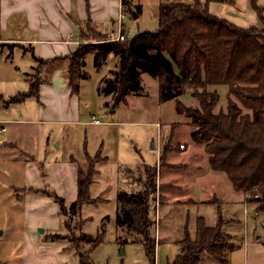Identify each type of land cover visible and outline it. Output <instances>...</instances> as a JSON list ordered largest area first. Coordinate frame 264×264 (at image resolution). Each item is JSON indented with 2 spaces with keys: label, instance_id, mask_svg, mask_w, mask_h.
Here are the masks:
<instances>
[{
  "label": "rangeland",
  "instance_id": "374dc122",
  "mask_svg": "<svg viewBox=\"0 0 264 264\" xmlns=\"http://www.w3.org/2000/svg\"><path fill=\"white\" fill-rule=\"evenodd\" d=\"M129 1L131 5L126 1L122 32L132 40L140 33L157 32L160 5L176 0ZM250 3L251 0H235L234 7L229 8L219 0L206 2L208 8L216 5L228 8L224 9L226 15L216 14L219 18L228 20L230 17L233 24L241 28H260L262 23ZM258 5L264 13V0H258ZM136 12L139 17H135ZM253 17L257 24L249 22ZM95 37L89 40L103 39ZM26 54L16 49L10 59L0 56V61L5 62L0 63V81L4 80L0 87L6 93V100L11 95L29 91L25 75L34 62ZM117 64L114 54L109 55L100 68L95 66L92 53L86 57L87 78L81 81L76 94L83 124L35 123L38 101L29 98L15 105L11 119L30 122L6 124V133H1L0 126V264H31L30 259H34L32 264H58L60 259H64V264H79L77 247L89 252L92 264H150L142 246L120 245L116 208L119 192L142 190L139 181L146 176L144 167L159 164L162 147L167 144L176 150L168 156L167 163L180 168L163 167L156 178L158 188L168 183L174 188L164 192L166 204L162 208L159 209V203L165 201L161 199V191L152 204L153 208L156 206L152 212L158 222L156 236L158 242L161 240L156 264H170L176 259L180 246L175 238H182L185 230L193 237L199 216H203L209 226L217 224L215 204L187 202L199 196L202 200L222 199L223 217L232 220L224 227L232 236L227 264H264V211L258 209L257 203L248 201L243 193L236 192L224 177L210 171L207 153L191 143V128L186 117L177 111L178 103L196 107V99L186 92L179 100L162 102L159 79L144 74L143 96L130 95L125 102L116 105L115 97L102 94L100 88L102 80L111 77ZM66 65L68 61L55 66ZM36 66L38 69L31 73L32 80L42 68L41 64ZM211 89L220 97L215 112L226 111L228 88ZM48 109L55 113L50 105ZM4 116L9 114L4 111L1 117ZM93 119L99 124L84 123ZM153 141L156 149L152 148ZM77 169L85 175L93 173L88 193L90 203L84 204L77 216L70 213L64 216L50 194L64 198L67 206L75 201L78 191L73 179ZM60 174L68 180H59ZM80 231L89 238L102 235L103 240L95 248L78 243ZM55 234L67 239L50 240L49 236ZM197 264L220 262L205 254Z\"/></svg>",
  "mask_w": 264,
  "mask_h": 264
},
{
  "label": "trees",
  "instance_id": "16d2710c",
  "mask_svg": "<svg viewBox=\"0 0 264 264\" xmlns=\"http://www.w3.org/2000/svg\"><path fill=\"white\" fill-rule=\"evenodd\" d=\"M220 1L226 5L235 4V0ZM251 6L262 23L260 28L238 27L211 14L208 5L200 0L190 4L176 0L160 5L157 32L140 33L132 40L126 37L122 42L111 41L109 36L89 29L83 33L87 42L95 36L103 39L81 44L66 57L42 59L34 56L36 65L41 64L42 68L35 80L30 75L29 91L18 93L4 102L12 105L29 98L39 101L40 86L50 81L56 69L62 70L72 93L78 94L81 81L87 78L84 70L86 57L92 53L95 66L100 68L108 56L114 54L118 58L117 68L111 71V77L102 80L101 93L113 95L116 105L125 102L130 95L143 96L146 91L142 80L144 74L159 79L162 102L179 100L190 92L197 106L186 107L178 103L177 111L186 117L191 128V143L201 146L207 153L213 174L224 177L236 192L243 193L248 201L257 203L258 209L264 211V13L258 0H251ZM7 46L10 49L16 47L15 44ZM66 61L68 65L65 67L55 66ZM36 65L33 71L38 69ZM218 86L228 88L226 111L215 112L220 97L211 88ZM0 100H3L1 95ZM175 151L169 144L164 145L159 164L144 167L146 176L139 181L140 192L121 191L118 194L116 224L121 234L119 243L122 246L129 243L142 246L150 264H156L158 244V222L156 214L155 220L152 215L156 206L153 208L152 204L159 191L162 195L167 189H174L172 185L158 188L156 178L163 167L180 168L167 163L168 156ZM92 174L85 175L78 170V197L69 206L64 198L56 193L50 194L59 205L61 214L70 213L75 217L84 204L90 203L88 193L93 183ZM187 202L198 205L192 199ZM202 204L217 206V224L209 226L206 219L199 216L195 235L192 237L185 230L183 237L175 241L180 252L170 264H197L205 254L220 264H227L232 236L224 227L232 220L223 217L222 199L214 197ZM162 206L163 203H159V209ZM65 227L70 231L68 225ZM49 239L61 241L67 236L55 234ZM102 240V235L89 238L80 231L76 242L95 248ZM78 248L79 264H92L89 252Z\"/></svg>",
  "mask_w": 264,
  "mask_h": 264
},
{
  "label": "crops",
  "instance_id": "0c3cea01",
  "mask_svg": "<svg viewBox=\"0 0 264 264\" xmlns=\"http://www.w3.org/2000/svg\"><path fill=\"white\" fill-rule=\"evenodd\" d=\"M126 1L127 0H0V45H4L0 46V56H2V59L5 57L10 59L11 57L9 58L8 55L11 54L12 56L16 49H22L26 52V55L34 62V65H30L31 71L27 73L28 76L27 74L25 75L26 81L28 82L33 67L36 65L34 56L42 59L70 56L77 50L79 45L87 43L83 33L87 32L89 29L109 37L118 36L124 28L123 17L125 16ZM201 1L203 3L207 2V0ZM128 2L130 3L131 1L128 0ZM227 7L231 8L234 7V5H228ZM227 7L224 9L227 10ZM224 9L217 5L215 8L209 7L211 14L215 16L224 13ZM251 9L254 11L252 6ZM136 13L138 14L137 17H139V13ZM254 13L256 12L254 11ZM228 18L230 19L228 20L233 23V20L230 17ZM249 22L253 25L257 24V20L254 17ZM11 44H15L16 47L10 49L7 45ZM0 63L5 62L0 61ZM0 82H4V80L1 79ZM0 95L3 99L0 100V126L1 130L2 128L5 129L1 133H6V124L30 122L27 120L11 119V113L16 109V104H5L6 93L1 87ZM13 96L11 95L10 97ZM49 105L55 113L48 109ZM4 111L7 115L9 114V116L1 117ZM36 113L37 120L33 121L35 123L51 125L83 124L81 121L82 113L80 100L78 95L73 94L71 89L67 86L61 69L54 70L50 76V81L44 82L40 86V98ZM84 123H92V121ZM73 164V166L76 165L75 163ZM75 172L73 180H77L78 169ZM43 174L45 175V173ZM218 177H220V175H218ZM58 179L68 180L63 174H60ZM200 181L202 180H199V182ZM171 185L172 184L168 183L165 186ZM164 192L162 194L165 201L163 206L166 204ZM192 200L198 204H202L210 199L202 200L199 196V198ZM177 239L178 238H175V241ZM158 244H161V240ZM33 260L34 259L29 260L31 264ZM61 260L62 259H60L58 264H64V259Z\"/></svg>",
  "mask_w": 264,
  "mask_h": 264
},
{
  "label": "built area",
  "instance_id": "2783aa9c",
  "mask_svg": "<svg viewBox=\"0 0 264 264\" xmlns=\"http://www.w3.org/2000/svg\"><path fill=\"white\" fill-rule=\"evenodd\" d=\"M125 39H126V36H125V34L122 33V32H120V33L118 34V36H116V37H110V40H111V41H122V42H123ZM92 123H93V124H99V121L93 119ZM4 130H5V129L2 128V131H4Z\"/></svg>",
  "mask_w": 264,
  "mask_h": 264
},
{
  "label": "water",
  "instance_id": "95a60500",
  "mask_svg": "<svg viewBox=\"0 0 264 264\" xmlns=\"http://www.w3.org/2000/svg\"><path fill=\"white\" fill-rule=\"evenodd\" d=\"M135 17H137V15ZM152 148L153 149H156V145H155V142L154 141L152 142ZM0 235H2V233H0Z\"/></svg>",
  "mask_w": 264,
  "mask_h": 264
}]
</instances>
